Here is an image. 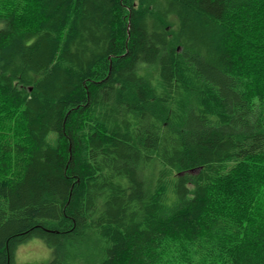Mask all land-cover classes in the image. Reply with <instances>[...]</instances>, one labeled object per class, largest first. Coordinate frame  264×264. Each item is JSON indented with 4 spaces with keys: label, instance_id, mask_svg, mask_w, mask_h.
<instances>
[{
    "label": "trees",
    "instance_id": "1",
    "mask_svg": "<svg viewBox=\"0 0 264 264\" xmlns=\"http://www.w3.org/2000/svg\"><path fill=\"white\" fill-rule=\"evenodd\" d=\"M264 264V0H0V264Z\"/></svg>",
    "mask_w": 264,
    "mask_h": 264
},
{
    "label": "rangeland",
    "instance_id": "2",
    "mask_svg": "<svg viewBox=\"0 0 264 264\" xmlns=\"http://www.w3.org/2000/svg\"><path fill=\"white\" fill-rule=\"evenodd\" d=\"M49 256V249L42 240L36 238L21 244L16 251V260L21 264L43 263Z\"/></svg>",
    "mask_w": 264,
    "mask_h": 264
}]
</instances>
